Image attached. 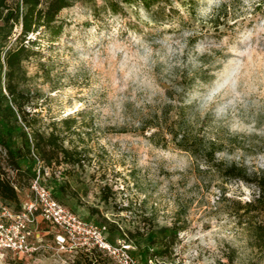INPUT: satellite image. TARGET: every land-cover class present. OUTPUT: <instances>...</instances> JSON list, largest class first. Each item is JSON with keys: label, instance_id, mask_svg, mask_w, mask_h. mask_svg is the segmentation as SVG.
Returning a JSON list of instances; mask_svg holds the SVG:
<instances>
[{"label": "rangeland", "instance_id": "obj_1", "mask_svg": "<svg viewBox=\"0 0 264 264\" xmlns=\"http://www.w3.org/2000/svg\"><path fill=\"white\" fill-rule=\"evenodd\" d=\"M59 22L54 42L44 30L28 37L37 46L24 65L39 127L85 157L84 167L41 178L73 220L40 222L36 252L0 251V264L86 263L99 236L91 225H105L120 258L137 264L124 234L175 231L166 264H264L251 230L264 211L243 208L259 190L220 166L264 175V0H169L120 13L75 0ZM26 185L23 203L35 198Z\"/></svg>", "mask_w": 264, "mask_h": 264}, {"label": "trees", "instance_id": "obj_2", "mask_svg": "<svg viewBox=\"0 0 264 264\" xmlns=\"http://www.w3.org/2000/svg\"><path fill=\"white\" fill-rule=\"evenodd\" d=\"M74 1L0 0V203L8 206L15 213L22 212L26 203L20 201L18 195V189L25 188L26 183L32 190L34 181L38 176L40 179L45 177L47 170L63 166L84 167L85 157L82 151L77 147H67L65 138L58 131L52 130L47 133L41 130L40 118L36 113L33 115L30 113L29 108L33 106L34 97L32 91L27 88L28 75L24 65L35 52L33 46H37V42L28 40V37L44 30L50 34L53 42L60 38L65 27L59 22V16L63 10L72 7ZM104 1L112 12L120 13L123 5H139L152 10L161 7L169 0ZM15 27H20L21 31L12 43ZM70 122L67 119L63 124ZM181 148L193 152L189 145ZM224 165L220 164L224 177L254 184L259 190L258 197L243 208L249 210V213L264 211V175L259 173L250 175L247 170L236 164ZM7 170L13 172L15 176L9 174ZM54 185V190L58 193L65 192L64 185L56 182ZM107 189L109 188L105 187L104 192ZM103 199L108 201L109 195L104 196ZM100 227L107 228L105 225ZM251 230L255 246L264 251V225L255 223ZM177 231L181 232L184 229ZM123 237L134 242L142 264H150V262L166 264V259L170 258L171 250L177 240V233L175 231L168 235L163 232L161 236L157 233H149L146 237L144 234L136 237L128 233ZM89 254L92 256L88 255L86 263L78 260L74 261V264L103 262L119 264L117 259L97 245ZM229 264H235L234 260L232 259Z\"/></svg>", "mask_w": 264, "mask_h": 264}, {"label": "built area", "instance_id": "obj_3", "mask_svg": "<svg viewBox=\"0 0 264 264\" xmlns=\"http://www.w3.org/2000/svg\"><path fill=\"white\" fill-rule=\"evenodd\" d=\"M32 191L35 198L26 202L20 213L0 203V251L18 256L34 254L36 246L33 242L40 222L63 228L71 225L73 217L66 215L65 209L53 199L49 189L42 185L39 176L32 185ZM90 229L99 235L95 245L117 259L119 264H137L131 256L120 258L115 246L104 236L105 227L91 225Z\"/></svg>", "mask_w": 264, "mask_h": 264}]
</instances>
